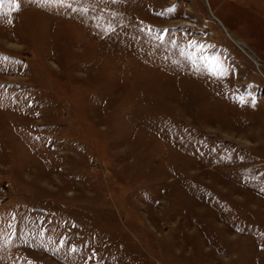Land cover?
Wrapping results in <instances>:
<instances>
[{"label": "rangeland", "instance_id": "374dc122", "mask_svg": "<svg viewBox=\"0 0 264 264\" xmlns=\"http://www.w3.org/2000/svg\"><path fill=\"white\" fill-rule=\"evenodd\" d=\"M0 11V264H264V0Z\"/></svg>", "mask_w": 264, "mask_h": 264}, {"label": "snow or ice", "instance_id": "6c2138e0", "mask_svg": "<svg viewBox=\"0 0 264 264\" xmlns=\"http://www.w3.org/2000/svg\"><path fill=\"white\" fill-rule=\"evenodd\" d=\"M5 2H6V0H0V8H2V6H3V4ZM7 2H9V3H15V0H7ZM44 2L45 3H52V2H54V3L60 4L61 6H64L67 3V0H44ZM73 11H76V9H73ZM84 11H86V9ZM168 11H172V9H169ZM3 15H4V13L2 11H0V16H3ZM194 43L195 42H191V44H194ZM182 54H184V53L182 52ZM187 58L189 60H192L193 59L192 54H190V53L187 54ZM0 59H7V58H0ZM219 74L222 75L223 73L220 72ZM73 250H75V249H73ZM29 264H30V262H29Z\"/></svg>", "mask_w": 264, "mask_h": 264}, {"label": "bare ground", "instance_id": "6f19581e", "mask_svg": "<svg viewBox=\"0 0 264 264\" xmlns=\"http://www.w3.org/2000/svg\"><path fill=\"white\" fill-rule=\"evenodd\" d=\"M209 9H210V12H212L211 11V8L209 7ZM213 18H214V16H212ZM216 21V20H215ZM217 23H218V25L219 26H221L220 28L222 29V31L226 34V35H228V36H230L229 35V33H227L226 31V29H225V27L224 26H222V24H221V22H218L217 21ZM232 36H230V38H231ZM232 39V38H231ZM233 40V39H232ZM237 45H239L241 48H242V50H244L245 52H246V54H248L249 55V57L252 59V60H254L255 61V64H256V66H259L260 65V62L256 59V56H254V53H252V51L244 44V43H242V42H240V41H237V40H233Z\"/></svg>", "mask_w": 264, "mask_h": 264}]
</instances>
